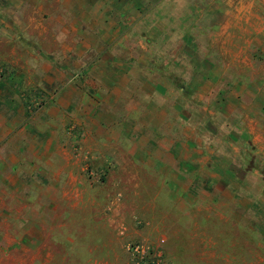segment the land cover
Here are the masks:
<instances>
[{
	"label": "rangeland",
	"instance_id": "374dc122",
	"mask_svg": "<svg viewBox=\"0 0 264 264\" xmlns=\"http://www.w3.org/2000/svg\"><path fill=\"white\" fill-rule=\"evenodd\" d=\"M6 1L0 264H264V0ZM116 65L170 99L83 102Z\"/></svg>",
	"mask_w": 264,
	"mask_h": 264
},
{
	"label": "crops",
	"instance_id": "0c3cea01",
	"mask_svg": "<svg viewBox=\"0 0 264 264\" xmlns=\"http://www.w3.org/2000/svg\"><path fill=\"white\" fill-rule=\"evenodd\" d=\"M58 1V0H57ZM107 0H81V6L83 7V11H85V14H87V16L89 17V9H93V8H100L102 6H107ZM8 5H3L9 7H19L21 6V1L17 2L16 0H8L6 1ZM115 3L116 0H111V3ZM7 11V10H6ZM94 22H101V16L99 15H92ZM86 21H91L90 19H85ZM83 20V21H85ZM149 46V45H148ZM149 47L145 46V51H148ZM106 51V50H105ZM103 54V53H102ZM122 65H116L115 69L117 68L118 72L116 73V75H114L113 77H110L111 75L102 73V74H97L96 76L92 75L93 77H97L96 79H92L91 76L87 79V88L86 89H82L81 90V99L83 100V102H91V103H97L99 104V106L101 108H104V104H109L112 103L115 104L117 101L122 100L124 101L126 100H130L134 101L131 97L132 92L133 91H143L145 92L143 95V101H148L149 103H153L155 101H157V103H165L167 102V100H169L170 95L168 93H161L159 91V88L163 87L165 88L166 91H170L171 87L173 86V83L170 79V77L166 78V80L163 81H159L154 79V72H156V69L153 68H149V70L146 69V73L149 72V80L144 79V80H131V76L134 75L135 71H137V68L133 67L130 69H126L125 67H121ZM147 67V66H146ZM145 67V68H146ZM197 69V68H196ZM212 71L213 69H210L209 73L206 74L205 72L201 73L200 75V80L197 82L200 84L204 82L205 85H210L211 82H208L207 76L210 75V77H212ZM168 73V72H167ZM101 76V77H100ZM215 76V75H213ZM138 77V75H137ZM167 77V76H165ZM207 80V81H204ZM149 85V89L147 88V86ZM136 89V90H134ZM77 91L75 90V88L73 86L67 85L65 91H63L61 94L63 93H67L68 98H67V102H69V104L74 105L75 102H77V99L75 98L78 94ZM76 95V96H75ZM129 96V97H128ZM238 96L236 95L235 98H237ZM129 98V99H128ZM138 101V99L136 98V102ZM129 102V101H128ZM135 102V101H134ZM129 105V104H128ZM100 108V110H98L94 115L96 120H98L99 124H101V120H103L104 118H109V119H114V118H110L107 116V114ZM163 108V106H162ZM127 109V108H126ZM161 112V111H160ZM126 113V117L130 116L131 111L129 110H125ZM152 119V118H151ZM154 119V118H153ZM154 123V122H153ZM152 123V124H153ZM130 129H124L123 131L121 129H118V131H116V136H121V135H129L130 134ZM92 133L95 134V136H97V139L104 143L107 144L109 143L108 141H102V135L100 133V128H98V130H92ZM110 135H115V134H110ZM98 145H101L100 143ZM55 148V145L50 146V144H46L45 146H42V148H39L42 152L45 151H49L50 153L53 151V149ZM63 149V148H62ZM140 150H143V147H141ZM57 151V150H56ZM59 151V150H58ZM63 151V150H62ZM166 163H169L168 160H166ZM50 197H52V195H50Z\"/></svg>",
	"mask_w": 264,
	"mask_h": 264
},
{
	"label": "built area",
	"instance_id": "2783aa9c",
	"mask_svg": "<svg viewBox=\"0 0 264 264\" xmlns=\"http://www.w3.org/2000/svg\"><path fill=\"white\" fill-rule=\"evenodd\" d=\"M135 250H137V248H135Z\"/></svg>",
	"mask_w": 264,
	"mask_h": 264
}]
</instances>
